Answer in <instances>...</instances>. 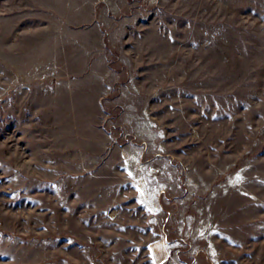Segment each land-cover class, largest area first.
Returning a JSON list of instances; mask_svg holds the SVG:
<instances>
[{
  "label": "rangeland",
  "instance_id": "obj_1",
  "mask_svg": "<svg viewBox=\"0 0 264 264\" xmlns=\"http://www.w3.org/2000/svg\"><path fill=\"white\" fill-rule=\"evenodd\" d=\"M177 254L264 264V0H0V264Z\"/></svg>",
  "mask_w": 264,
  "mask_h": 264
},
{
  "label": "trees",
  "instance_id": "obj_2",
  "mask_svg": "<svg viewBox=\"0 0 264 264\" xmlns=\"http://www.w3.org/2000/svg\"><path fill=\"white\" fill-rule=\"evenodd\" d=\"M177 257L180 261H182L183 263L187 264L188 262L182 257L181 254H177ZM189 264V263H188Z\"/></svg>",
  "mask_w": 264,
  "mask_h": 264
}]
</instances>
